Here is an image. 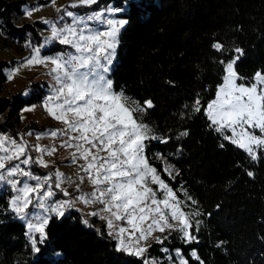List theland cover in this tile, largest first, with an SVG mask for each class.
I'll return each mask as SVG.
<instances>
[{
  "label": "snow or ice",
  "instance_id": "obj_1",
  "mask_svg": "<svg viewBox=\"0 0 264 264\" xmlns=\"http://www.w3.org/2000/svg\"><path fill=\"white\" fill-rule=\"evenodd\" d=\"M55 3L56 0H49L47 5L24 6L22 12L30 19L35 11ZM98 3L99 0H72L56 8V18L40 20L48 26L50 35L39 44L26 41L24 46L31 50L28 57L0 66V76L5 82L15 79L22 67L47 68L51 83L41 106L63 125L39 133L17 134L19 139L0 132V198L7 197L0 204V217L22 222L30 253L40 256L50 239L48 227L53 219L61 221L69 218L73 210L81 212L75 207L77 203L99 205L82 214L80 223L85 228L94 229L98 236L110 237L114 241V253L134 258L125 264H160L148 254L149 241L154 239L163 245L176 233L185 244H198L202 223L199 218L205 213L183 185L174 189L162 177L161 170L150 163L146 154L150 142L167 144L172 138L156 135L144 121L143 114L154 108L152 99L141 103L114 86L112 75L121 32L134 14H142L146 7L143 0H120V6L107 4L91 12L70 10L91 8ZM57 44L64 47L55 48ZM50 46L51 54H42ZM212 47L217 52L228 51L220 42H214ZM231 51L233 55L217 61L222 66V82L215 86L214 98L204 105L201 94L196 93L192 104L184 107L191 113H200L203 108L208 128L255 162L264 158V68H257L251 77L241 76L236 66L245 56V50L235 46ZM165 83L174 86L172 81ZM30 94L28 88L20 93ZM35 107L26 105L21 112L34 111ZM25 135H35L37 141L46 136L59 138V148L72 149L70 163L83 161L78 164L75 177L66 176L58 167L47 174H36L33 166L48 168L50 164L44 157L54 155L58 147L31 145L24 139ZM188 135L184 129L176 139ZM219 147L224 148L225 144ZM32 152L37 155L33 156ZM153 158L162 161V172L169 179L180 175L166 157L155 154ZM247 175L251 177L254 173L248 171ZM85 179L92 187L91 192L81 189ZM73 184L76 195L65 186ZM216 208L219 210L220 205ZM85 216L104 221V230L95 228ZM4 222L0 219V224ZM259 239L264 242V236ZM224 243L220 241L216 246ZM160 250L169 252L167 247ZM174 251L179 258L174 264H189L181 249ZM53 254L62 255L58 250H53ZM190 255L199 264H205L195 249ZM167 259L173 258L169 255Z\"/></svg>",
  "mask_w": 264,
  "mask_h": 264
},
{
  "label": "trees",
  "instance_id": "obj_2",
  "mask_svg": "<svg viewBox=\"0 0 264 264\" xmlns=\"http://www.w3.org/2000/svg\"><path fill=\"white\" fill-rule=\"evenodd\" d=\"M25 2L0 0V43L5 47L11 44L22 47L28 40L33 44L42 42L41 32L46 28L43 23L18 21L23 14L21 4ZM143 3L146 7L142 14H134L121 32L112 75L114 86L141 103L152 99L154 108L143 114L144 121L156 135L172 138L167 144L150 142L146 150L150 163L161 170L162 177L174 189L183 185L205 213L200 217L198 244H185L172 233L163 245L150 242L148 254L160 264H172L179 259L174 250L181 249L189 264H199L190 255L195 249L205 264H264V242L259 239L264 236V158L251 161L243 150L223 141L208 128L203 108L200 113H191L184 107L192 104L196 93L201 94L204 105L214 98L215 86L222 82V66L217 61L233 55L231 49L235 46L246 53L236 66L241 76L251 77L257 68H264V0H143ZM107 4L120 6V0H99L91 8L75 10L91 12ZM214 42L222 43L228 51L217 52L212 47ZM55 48L63 46L57 44ZM51 51L50 46L42 54ZM6 62L9 61L0 58V66ZM165 81L174 82V86ZM47 86L45 81H38L31 84L29 96L8 95L6 82L0 76V132L19 138L17 134L24 131L45 128L35 121L22 125L20 111L26 105L40 103ZM184 129L189 135L177 140L176 136ZM221 143L224 148L219 147ZM155 154L166 157L180 175L169 179L162 172V161L153 158ZM33 170L47 174L55 169L33 166ZM248 171L254 175L248 176ZM6 198H0V204ZM81 216V212L73 210L67 219H53L48 227L50 239L40 256L30 253L22 222L0 217L5 221L0 224V264H125L134 259L114 253V241L85 228L80 223ZM85 218L95 228L104 230V221ZM220 241L226 243L217 247ZM163 247L169 252H161ZM53 250L62 255H54ZM169 255L172 261L167 259Z\"/></svg>",
  "mask_w": 264,
  "mask_h": 264
},
{
  "label": "rangeland",
  "instance_id": "obj_3",
  "mask_svg": "<svg viewBox=\"0 0 264 264\" xmlns=\"http://www.w3.org/2000/svg\"><path fill=\"white\" fill-rule=\"evenodd\" d=\"M71 2L72 0H56V3L54 6L42 7L40 10L35 11L30 19L26 18L22 14V16L19 18L18 21L20 23V19H24L29 22L34 21V20L40 21L41 18L54 19L56 18L55 9L68 5ZM47 4H49V0H26L25 3L21 4V10L23 9L24 6L47 5ZM70 10L77 11L75 9H70ZM49 35H50V32L48 30V26H46L45 30L41 32L42 40L44 37H47ZM30 51L31 50L29 48H26L24 45H22L21 47L16 44H11L8 47H5L0 43V58L5 59L7 61H12V60L22 61L23 58H26L30 55ZM50 54H47V55H50ZM50 67L51 65H49V68ZM47 72H48V69L43 66L22 67L18 75L15 77V79H13L11 82H6V88H7L6 94L8 95H14L17 93L20 94L26 88L30 90L31 84L34 82H38V81H45L47 85H49L51 83V78L48 76ZM46 88H47L46 94H48L49 88L48 86ZM34 105H36L34 111L23 112V113L20 111V117H23L21 118V124L24 125L30 121H35L39 127L45 126V128L29 130V131H32L33 133H39L46 129H55V128L63 127L62 124H60L58 121H55L52 117H50L46 113L44 108L41 106V102L38 104H34ZM29 131H24L20 134H26ZM24 139L27 140L28 143L31 145H35L37 143H39L41 146H48V145L55 144L58 147V151L54 155L45 156L44 158L49 162L52 168L55 169L58 167L62 173L67 170L77 173L79 171L78 164L83 163V161H79L78 164H72L69 162L70 153L72 152V149L59 148V144H60L59 138L53 139L51 137L46 136L40 139L39 141H37L35 135H32V136L25 135ZM32 153L34 154V156L37 155V153L35 152H32ZM68 191L70 193L72 192L69 189ZM73 195H76V193H74ZM155 235L158 236L160 235V233H156Z\"/></svg>",
  "mask_w": 264,
  "mask_h": 264
},
{
  "label": "built area",
  "instance_id": "obj_4",
  "mask_svg": "<svg viewBox=\"0 0 264 264\" xmlns=\"http://www.w3.org/2000/svg\"><path fill=\"white\" fill-rule=\"evenodd\" d=\"M66 176H73V177H75V172H72V171H69V170H67V171H65V172H63ZM36 174H39V173H36ZM66 187H68V189L69 190H71L72 192H74L75 193V191H74V189H75V184H73V185H71V186H68V185H65ZM81 189H82V191H84V192H91L92 191V187L90 186V184H89V182L87 181V179H85V181H84V183H83V185H81ZM61 198V197H60ZM76 207V206H75ZM94 208H98V207H100L99 205H94L93 206ZM77 208V207H76ZM78 209V208H77ZM153 241H155L154 239L153 240H150L149 241V243L150 242H153Z\"/></svg>",
  "mask_w": 264,
  "mask_h": 264
},
{
  "label": "crops",
  "instance_id": "obj_5",
  "mask_svg": "<svg viewBox=\"0 0 264 264\" xmlns=\"http://www.w3.org/2000/svg\"><path fill=\"white\" fill-rule=\"evenodd\" d=\"M76 207L78 208V209H81L82 211H81V213L82 214H86V213H88V212H90V211H93L95 208L94 207H92V206H85L84 204H82V203H77L76 204Z\"/></svg>",
  "mask_w": 264,
  "mask_h": 264
}]
</instances>
